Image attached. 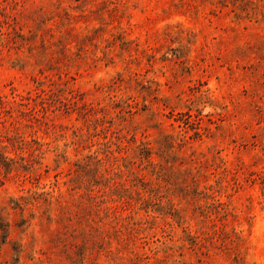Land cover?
<instances>
[{
  "label": "rangeland",
  "instance_id": "rangeland-1",
  "mask_svg": "<svg viewBox=\"0 0 264 264\" xmlns=\"http://www.w3.org/2000/svg\"><path fill=\"white\" fill-rule=\"evenodd\" d=\"M0 264H264V0H0Z\"/></svg>",
  "mask_w": 264,
  "mask_h": 264
}]
</instances>
